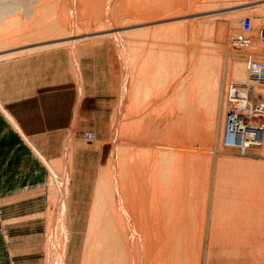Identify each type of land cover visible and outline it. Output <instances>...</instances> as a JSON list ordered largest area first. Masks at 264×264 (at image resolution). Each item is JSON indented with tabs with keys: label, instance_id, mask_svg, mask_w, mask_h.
I'll list each match as a JSON object with an SVG mask.
<instances>
[{
	"label": "rangeland",
	"instance_id": "rangeland-1",
	"mask_svg": "<svg viewBox=\"0 0 264 264\" xmlns=\"http://www.w3.org/2000/svg\"><path fill=\"white\" fill-rule=\"evenodd\" d=\"M16 1L0 17V67H33L72 123H58L70 133L57 160L38 155L48 170L23 205L7 198L5 226H23L17 239L0 228L20 248L8 264H264V123L252 120L259 146L227 144L230 108L264 107L248 67L264 64V0Z\"/></svg>",
	"mask_w": 264,
	"mask_h": 264
},
{
	"label": "crops",
	"instance_id": "crops-1",
	"mask_svg": "<svg viewBox=\"0 0 264 264\" xmlns=\"http://www.w3.org/2000/svg\"><path fill=\"white\" fill-rule=\"evenodd\" d=\"M16 62L0 67V71L8 76L4 80L2 74L0 80V188L3 190V193L0 192V228L17 239L23 235L20 232L23 226H5L8 220L7 198H20L11 204L16 205V209L18 204L19 207L23 205L24 193L28 189L22 188L33 186L36 179L34 175L38 171L45 173L48 170L38 155L43 154L48 160L58 159L64 140L70 133L64 124L58 126V123L67 122L70 128L72 115L70 107L67 106V111L66 106L57 107L55 88L49 83L41 84L39 74L36 73L34 77L33 67L23 68L19 66L23 63L21 60ZM26 63L31 64L33 60ZM57 115L63 119L57 120ZM11 177H15L16 182L10 183ZM6 187L9 191H6ZM11 187L16 189L14 196L10 195ZM5 192L8 193L4 195ZM23 218L24 215L16 213L10 220L18 223ZM13 243L6 245L0 233V264H8V251L13 259L11 251L17 252L20 249L17 242Z\"/></svg>",
	"mask_w": 264,
	"mask_h": 264
},
{
	"label": "built area",
	"instance_id": "built-area-1",
	"mask_svg": "<svg viewBox=\"0 0 264 264\" xmlns=\"http://www.w3.org/2000/svg\"><path fill=\"white\" fill-rule=\"evenodd\" d=\"M243 25H244V30L249 32L252 29V20L250 18H246L243 22ZM251 64H253L252 69L255 70L252 71L254 76L259 78L261 82L264 84V64H259L257 62H252ZM250 68L251 67H249V69ZM253 103L254 101L252 102V104H250V112H248L247 110H245L244 112L235 106L236 111L234 109L232 111H228L227 113L229 116V120L235 122V127H232L231 130L234 134H236V139H237L236 142H228L227 144L232 147L237 146L245 153L251 150V148L259 146L261 143L259 141L254 142L251 139H257V137L259 138L258 134L260 133V130H262L263 127L262 123H264V120L261 121V117L263 116L264 118V107L255 104L253 105ZM255 119L262 122L261 123L262 126H257V125L255 126L252 123V120L254 121ZM251 127H253L255 130L254 131L249 130L251 129ZM257 129H258V133L256 136V134L253 132H255ZM238 133L242 134L243 136L239 135ZM92 137L94 136L92 135ZM237 137L241 139V143H239L238 140L239 138Z\"/></svg>",
	"mask_w": 264,
	"mask_h": 264
},
{
	"label": "bare ground",
	"instance_id": "bare-ground-1",
	"mask_svg": "<svg viewBox=\"0 0 264 264\" xmlns=\"http://www.w3.org/2000/svg\"><path fill=\"white\" fill-rule=\"evenodd\" d=\"M5 1H8V0H2V2H4V5H3V3H1L2 5H0L1 7H0V17L2 16V15H5V14H8V12L9 11H11L12 10V8L13 7H16L17 9L20 7V8H22V6H18V4H17V6H16V3H14L16 0H14V2H12L13 0H9L8 2H7V4L11 1V3H13V5L12 4H10L9 3V5H12L13 7L11 8L10 6H8V5H6V3H5ZM85 1V0H84ZM16 2H19V0L18 1H16ZM20 4H23V6L24 5H27V6H29L30 5V3L32 2H34L33 0H20ZM39 2V1H38ZM104 2V1H103ZM118 2V1H117ZM206 3V2H205ZM46 4H47V2H46ZM114 4V3H113ZM15 5V6H14ZM2 6H4V7H2ZM27 6L25 7V9L27 8ZM38 6V5H37ZM51 6V5H50ZM55 6V5H54ZM61 6V5H60ZM10 7V8H9ZM41 7V6H40ZM44 7V6H43ZM59 7V6H58ZM71 7V6H70ZM108 7V6H107ZM16 8H14V10L16 9ZM51 8V7H50ZM50 8H48V9H50ZM19 10V9H18ZM52 10H54L53 8H52ZM122 10V9H121ZM209 10V9H208ZM26 11V10H25ZM78 11V10H77ZM123 11V10H122ZM164 11V10H163ZM162 11V12H163ZM193 11V10H192ZM27 12V11H26ZM36 12V11H35ZM97 12H98V10H97ZM31 13V12H30ZM45 13V12H44ZM56 13V12H55ZM115 13V12H114ZM47 14V13H46ZM53 14H54V12H53ZM53 14H52V16H53ZM75 14V13H74ZM119 14V13H118ZM190 14V13H189ZM27 15V14H26ZM55 15V14H54ZM61 15H62V13H61ZM103 15V14H102ZM11 16V15H10ZM28 16V15H27ZM4 17V16H3ZM40 17V16H39ZM42 17H44V15L42 16ZM55 17V16H54ZM68 17V16H67ZM8 18V17H7ZM115 18V17H114ZM117 18V17H116ZM126 18V17H125ZM124 18V19H125ZM160 18V17H159ZM32 19V18H31ZM53 20H54V18H53ZM53 20H52V22H53ZM102 20V19H101ZM18 21V20H17ZM40 21H42L41 19H40ZM59 21V20H58ZM16 22V21H15ZM55 22H56V20H55ZM66 22V21H65ZM99 22V21H98ZM149 22V21H148ZM37 23V22H36ZM42 23V22H41ZM45 23V22H44ZM17 24V23H16ZM52 24V23H51ZM96 24V23H95ZM128 24V23H127ZM14 25V24H13ZM12 25V26H13ZM40 25V24H39ZM6 27V26H5ZM9 27H11V26H9ZM40 27V26H39ZM45 27V26H44ZM49 27V26H48ZM53 27V26H52ZM51 27V28H52ZM55 27V26H54ZM53 27V28H54ZM56 27H58V26H56ZM56 27H55V29H56ZM37 28V27H36ZM50 28V29H51ZM60 28V27H59ZM101 28V27H100ZM208 28V27H207ZM206 28V29H207ZM15 29V28H14ZM31 29H32V27H31ZM38 29V28H37ZM60 30V29H59ZM66 30V29H65ZM100 30V29H99ZM175 30V29H174ZM40 31V30H39ZM173 31V30H172ZM171 31V32H172ZM209 31V30H208ZM5 32V31H4ZM44 32V31H43ZM48 32V31H47ZM97 32V31H96ZM127 32V31H126ZM70 33V32H69ZM42 34H44V33H42ZM215 34V33H214ZM33 35V34H32ZM47 35H49V34H47ZM52 35V34H51ZM120 35V34H119ZM126 35V34H125ZM170 35V34H169ZM178 35V34H177ZM183 35V34H182ZM37 36V35H36ZM53 36V35H52ZM174 36V35H173ZM166 37H168V36H166ZM22 38H23V36H22ZM31 38V37H30ZM41 39H42V37H40ZM179 38V37H178ZM24 40V39H23ZM72 40V39H71ZM137 40H139V39H137ZM166 40H168V39H166ZM29 41V40H28ZM217 41V40H216ZM11 43V42H10ZM18 44V43H17ZM178 44V43H177ZM3 45V44H2ZM26 45V44H25ZM68 45V44H67ZM153 45V44H152ZM161 45V44H160ZM174 45V44H173ZM201 45V44H200ZM205 45V44H204ZM57 46H58V44H57ZM145 46V45H144ZM207 46V45H206ZM6 47V46H5ZM8 48V47H7ZM46 48V47H45ZM177 48V47H176ZM50 49V48H49ZM205 49V48H204ZM213 49V48H212ZM142 50V49H141ZM155 50V49H154ZM133 51V50H132ZM136 51H137V49H136ZM214 52V51H213ZM129 53V52H128ZM73 54V53H72ZM135 54V53H134ZM191 54H192V52H191ZM205 54V53H204ZM16 55V54H15ZM162 55V54H161ZM133 58V57H132ZM165 58V57H164ZM138 59V58H137ZM159 59V58H158ZM197 59V58H196ZM199 59V58H198ZM211 62V61H210ZM181 63V62H180ZM252 63V62H251ZM250 63V64H251ZM192 64V63H191ZM134 65V64H133ZM256 65H258V64H256ZM252 66H253V64H251V65H249L248 67H251L250 69H249V71L253 74V72L252 71H255V70H253L252 69ZM125 69V68H124ZM160 69V68H159ZM164 70V69H163ZM214 71V70H213ZM162 72V71H161ZM199 72V71H198ZM204 74H205V72H204ZM191 75V74H190ZM212 75V74H211ZM254 75V74H253ZM192 76H193V74H192ZM202 76V75H201ZM206 76V75H205ZM169 78H172V77H170L169 76ZM206 78V77H205ZM130 79V78H129ZM205 80V79H204ZM205 82V81H204ZM196 83H197V81H196ZM195 85V84H194ZM200 85V84H199ZM162 86V85H161ZM207 86V85H206ZM140 87V86H139ZM200 87V86H199ZM140 89V88H139ZM138 89V90H139ZM201 89V88H200ZM243 89V88H242ZM247 89H249V88H247ZM174 90V89H173ZM182 90V89H181ZM239 90H240V88H239ZM238 90V91H239ZM244 90V89H243ZM132 91V90H131ZM195 91V90H194ZM136 92V91H135ZM205 92V91H204ZM245 92V91H244ZM250 92V91H249ZM202 93V92H201ZM206 93V92H205ZM205 93H204V96H205ZM208 93V92H207ZM252 93V92H251ZM175 94V93H174ZM245 94H246V92H245ZM184 95V94H183ZM203 95V94H202ZM133 96H134V94H133ZM136 96V95H135ZM134 96V97H135ZM181 97H182V95H181ZM203 97V96H202ZM196 98V97H195ZM205 98V97H204ZM243 98V97H242ZM183 99V98H182ZM244 99H246V98H244ZM176 100V99H175ZM203 100V99H202ZM137 101V100H136ZM179 101H180V99H179ZM185 101V100H184ZM211 101V100H210ZM241 101V100H240ZM186 102V101H185ZM192 102V101H191ZM137 103V102H136ZM189 105H191L190 103H189ZM196 105V104H195ZM183 107V106H182ZM125 109V108H124ZM201 109H202V107H201ZM231 109V111L232 110H234L235 108H230ZM183 110V109H182ZM187 110V109H186ZM199 110V109H198ZM236 110V109H235ZM181 111V110H180ZM207 111V110H206ZM197 112V111H196ZM116 113V112H115ZM189 113H190V111H189ZM193 114V113H192ZM183 116V115H182ZM186 116V115H185ZM200 116V115H199ZM201 117V116H200ZM193 118V117H192ZM176 119H179V117L178 118H176ZM192 120V119H191ZM200 120V119H199ZM179 121V120H178ZM206 121V120H205ZM230 121V120H229ZM186 123V122H185ZM191 123V122H190ZM194 123V122H193ZM230 123H232V121H230ZM233 123H235V122H233ZM161 125V124H160ZM180 125V124H179ZM178 127V126H177ZM196 127V126H195ZM171 128V127H170ZM186 128V127H185ZM169 129V128H168ZM194 129V128H193ZM209 130V129H208ZM212 135V134H211ZM186 136V135H185ZM138 137V136H137ZM202 137V136H201ZM205 138V137H204ZM207 139V138H206ZM174 152V151H173ZM124 153V152H123ZM181 153V152H180ZM162 154V153H161ZM162 155H165V154H162ZM120 156V155H119ZM172 155H170L169 157H171ZM164 157V156H163ZM166 157H167V155H166ZM165 157V159H167ZM169 157H168V159H169ZM177 158V157H176ZM175 158V159H176ZM188 158V157H187ZM178 159V158H177ZM123 161V160H122ZM162 161V160H161ZM165 161V160H164ZM169 161V160H168ZM171 161V160H170ZM190 161V160H189ZM207 161V160H206ZM172 162V161H171ZM161 163V162H160ZM169 163V162H168ZM167 163V164H168ZM165 164H166V162H165ZM175 164V163H174ZM171 165V164H170ZM210 165V164H209ZM160 167V166H159ZM161 167H163V166H161ZM168 167V166H167ZM171 167V166H170ZM123 168H124V166H123ZM201 169H203V168H201ZM205 169V168H204ZM208 169V168H207ZM206 169V170H207ZM210 169V168H209ZM198 170H199V168H198ZM171 171V170H170ZM190 171V170H189ZM177 172V171H176ZM207 172V171H206ZM200 173V172H199ZM209 173V172H208ZM207 173V174H208ZM202 174V173H201ZM204 175H205V173H203ZM256 175V174H255ZM159 176V175H158ZM257 177V176H256ZM191 178V177H190ZM182 179V178H181ZM189 179V178H188ZM203 179V178H202ZM190 181V180H189ZM206 181V180H205ZM166 182V181H165ZM103 183V182H102ZM205 183V182H204ZM166 184H167V182H166ZM190 184V183H189ZM191 185H193L192 183H191ZM262 185V184H261ZM105 186V185H104ZM166 186V185H165ZM183 186V185H182ZM257 186V185H256ZM187 187V186H186ZM126 189V188H125ZM169 189V188H168ZM198 189V188H197ZM260 189V188H259ZM172 190V189H171ZM190 190V189H189ZM261 190V189H260ZM101 191V190H100ZM200 191V190H199ZM114 192V191H113ZM128 192V191H127ZM192 192V191H191ZM261 193V192H260ZM117 194V193H116ZM167 194V193H166ZM201 194V193H200ZM110 196V195H109ZM200 196V195H199ZM255 196V195H254ZM194 198V197H193ZM243 200V199H242ZM262 200V199H261ZM199 201V200H198ZM202 201V200H201ZM188 202H190V201H188ZM172 203V202H171ZM167 204V203H166ZM259 204V203H258ZM191 205V204H190ZM198 205V204H197ZM256 205V204H255ZM170 206H171V204H170ZM202 206V205H201ZM258 206V205H257ZM132 207V206H131ZM254 207V206H253ZM263 207V206H262ZM166 208H167V206H166ZM174 208V207H173ZM173 208H171V209H173ZM160 210V209H159ZM184 210V209H183ZM140 211V210H139ZM174 211V210H173ZM158 212V211H157ZM163 212V211H162ZM183 212V211H182ZM255 212V211H254ZM248 213V212H247ZM254 214V213H253ZM203 215V214H202ZM255 215H257V214H255ZM157 216V215H156ZM155 216V217H156ZM169 216V215H168ZM199 216V215H198ZM201 216V215H200ZM178 217H179V215H178ZM117 218V217H116ZM129 218V217H128ZM135 218V217H134ZM258 218V217H257ZM164 219V218H163ZM175 219V218H174ZM140 220V219H139ZM161 220V219H160ZM182 220V219H181ZM180 220V221H181ZM169 221V220H168ZM179 221V220H178ZM190 221V220H189ZM256 221H257V219H256ZM140 222V221H139ZM167 222V221H166ZM188 222V221H187ZM191 222V221H190ZM255 222V221H254ZM126 223V222H125ZM173 223V222H172ZM216 223V222H215ZM154 224V223H153ZM168 224V223H167ZM237 224V223H236ZM116 225V224H115ZM136 225V224H135ZM160 225V224H159ZM179 226H181V224H178ZM134 226V225H133ZM163 226V225H162ZM169 226V225H168ZM176 226V225H175ZM130 227V226H129ZM177 227V226H176ZM188 227H189V225H188ZM198 227V226H197ZM215 227V226H214ZM225 227V226H224ZM133 228V227H132ZM135 228V227H134ZM174 228V227H173ZM194 228H195V226H194ZM159 229V228H158ZM216 229V228H215ZM133 230H135V229H133ZM223 230V229H222ZM182 231V230H181ZM246 231V230H245ZM115 232H118L119 233V230H116ZM161 232V231H160ZM195 232V231H194ZM131 233V232H130ZM163 233V232H162ZM93 234V233H92ZM124 234V233H123ZM160 235V234H159ZM164 235V234H163ZM189 235V234H188ZM181 236H183V235H181ZM96 237V236H95ZM121 237V236H120ZM141 237V236H140ZM192 237V236H191ZM231 237V236H230ZM255 237V236H254ZM97 238V237H96ZM130 238V237H129ZM173 238V237H172ZM232 238V237H231ZM192 239V238H191ZM197 239V238H196ZM257 239V238H256ZM152 240V239H151ZM178 240V239H177ZM264 240V239H263ZM116 241V240H115ZM235 241V240H234ZM247 241V240H246ZM157 242V241H156ZM170 242H171V239H170ZM178 242V241H177ZM261 242H262V240H261ZM248 243H249V241H248ZM125 244V243H124ZM166 244V243H165ZM182 244V243H181ZM119 245V244H118ZM129 245V244H128ZM198 245V244H197ZM244 245V244H243ZM124 246V245H123ZM156 246V245H155ZM179 246V245H178ZM177 246V247H178ZM143 247V246H142ZM163 247V246H162ZM176 247V246H175ZM186 247V246H185ZM126 248V247H125ZM132 248V247H131ZM137 248V247H136ZM160 248V247H159ZM181 248V247H180ZM241 248H242V246H241ZM166 249V248H165ZM177 249V248H176ZM187 250V249H186ZM179 251H180V249H179ZM197 251V250H196ZM124 252V251H123ZM111 253V252H110ZM119 253V252H118ZM120 253H121V250H120ZM125 253V252H124ZM181 253V252H180ZM149 254V253H148ZM189 254V253H188ZM195 254V253H194ZM249 254V253H248ZM247 254V255H248ZM117 255V254H116ZM120 255V254H119ZM125 255V254H124ZM144 255V254H143ZM196 255V254H195ZM243 255V254H242ZM246 255V254H245ZM97 256V255H96ZM122 256V255H121ZM131 256V255H130ZM129 256V257H130ZM146 256V255H145ZM113 257H114V255H113ZM117 257V256H116ZM124 257V256H123ZM179 257V256H178ZM121 258V257H120ZM131 258V257H130ZM195 258V257H194ZM254 258V257H253ZM170 259V258H169ZM185 259V258H184ZM117 260H118V258H117ZM189 261V260H188ZM120 262V261H119ZM148 262V261H147ZM165 262H167V261H165ZM119 264V263H118ZM134 264V263H133ZM181 264V263H180Z\"/></svg>",
	"mask_w": 264,
	"mask_h": 264
}]
</instances>
